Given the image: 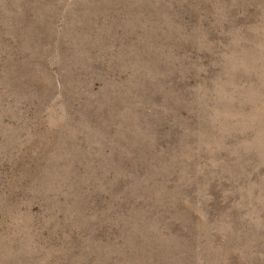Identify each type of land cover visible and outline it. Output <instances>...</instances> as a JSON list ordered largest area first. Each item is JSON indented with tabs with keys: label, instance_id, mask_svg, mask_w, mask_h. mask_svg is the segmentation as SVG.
Wrapping results in <instances>:
<instances>
[{
	"label": "rangeland",
	"instance_id": "1",
	"mask_svg": "<svg viewBox=\"0 0 264 264\" xmlns=\"http://www.w3.org/2000/svg\"><path fill=\"white\" fill-rule=\"evenodd\" d=\"M0 264H264V0H0Z\"/></svg>",
	"mask_w": 264,
	"mask_h": 264
}]
</instances>
